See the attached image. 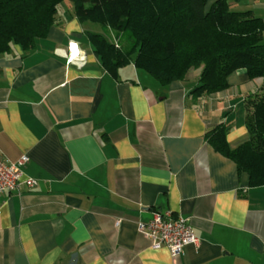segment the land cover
Masks as SVG:
<instances>
[{
	"label": "crops",
	"instance_id": "0c3cea01",
	"mask_svg": "<svg viewBox=\"0 0 264 264\" xmlns=\"http://www.w3.org/2000/svg\"><path fill=\"white\" fill-rule=\"evenodd\" d=\"M238 5L264 21V0ZM61 15L34 50L0 54V148L11 161L27 154L38 180L0 193V264H264V184L206 138L225 122L232 147L246 140L245 99L263 79L238 70L201 97L200 68L169 85L134 65L117 79L88 23ZM70 42L83 66L69 62ZM166 210L199 237L175 260L138 231Z\"/></svg>",
	"mask_w": 264,
	"mask_h": 264
},
{
	"label": "trees",
	"instance_id": "16d2710c",
	"mask_svg": "<svg viewBox=\"0 0 264 264\" xmlns=\"http://www.w3.org/2000/svg\"><path fill=\"white\" fill-rule=\"evenodd\" d=\"M66 0H0V54L14 45L34 50L38 39L61 23ZM82 23L100 24L115 35L88 31L86 36L103 67L115 78L128 65L145 71L162 85L186 80L201 69L195 97L229 87L238 70L262 78L245 99L246 140L232 147L229 124L208 129L206 138L232 159L251 185L264 184V21L252 9L233 10L242 0H70ZM64 8V7H63ZM67 9V8H66ZM68 10V9H67Z\"/></svg>",
	"mask_w": 264,
	"mask_h": 264
},
{
	"label": "built area",
	"instance_id": "2783aa9c",
	"mask_svg": "<svg viewBox=\"0 0 264 264\" xmlns=\"http://www.w3.org/2000/svg\"><path fill=\"white\" fill-rule=\"evenodd\" d=\"M67 54L69 62L78 66L86 63L87 55L78 42L69 43ZM29 159L27 154H23L17 161H11L3 156L0 148V193L21 192L38 185L37 179L24 172ZM138 231L150 239L154 248L167 247L174 260L182 254L186 245L199 241L188 218L174 216L170 210L155 211L149 221L138 223Z\"/></svg>",
	"mask_w": 264,
	"mask_h": 264
},
{
	"label": "rangeland",
	"instance_id": "374dc122",
	"mask_svg": "<svg viewBox=\"0 0 264 264\" xmlns=\"http://www.w3.org/2000/svg\"><path fill=\"white\" fill-rule=\"evenodd\" d=\"M66 8L69 9V10H71L73 8V4H72V2L70 0H66L62 4L60 11H62V9H66ZM232 8H233V10H245L246 7H241L240 5H236L235 4V5H232ZM88 25L90 26V30L91 31H97V32L105 33L107 36L111 37L112 40H114L116 43H118V41H116L115 35H114V33L112 31L108 32V30H106L100 24H97V23H94V22H88Z\"/></svg>",
	"mask_w": 264,
	"mask_h": 264
}]
</instances>
